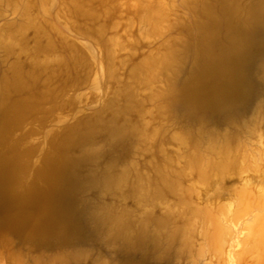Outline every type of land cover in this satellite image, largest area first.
Listing matches in <instances>:
<instances>
[{
  "label": "rangeland",
  "instance_id": "1",
  "mask_svg": "<svg viewBox=\"0 0 264 264\" xmlns=\"http://www.w3.org/2000/svg\"><path fill=\"white\" fill-rule=\"evenodd\" d=\"M258 32L264 0H0V160L48 190L1 210L0 264H264ZM71 174L85 239L57 232Z\"/></svg>",
  "mask_w": 264,
  "mask_h": 264
},
{
  "label": "bare ground",
  "instance_id": "2",
  "mask_svg": "<svg viewBox=\"0 0 264 264\" xmlns=\"http://www.w3.org/2000/svg\"><path fill=\"white\" fill-rule=\"evenodd\" d=\"M235 38H236V36H235ZM239 38H241V36ZM240 41H242V40L240 39ZM238 43L239 42H236L237 46H238ZM246 44H248L250 46H255V47H258V48L261 47V49H262L261 50L262 51L261 54L264 55V33L263 32H258L256 34L252 35L250 38L246 37L242 41V45L245 46ZM232 51H233V49H232ZM228 52H230V48H229ZM225 54H223L222 56L224 57ZM234 55H235V53H234ZM222 56H220V57H222ZM219 61L220 60L213 61V59H211L210 63H208V65L202 67L200 70L198 69L199 71H196V77H199V76H202V77L210 76V77L213 78L212 80H215V79L221 77L222 80H226V81L228 80L229 81V79L231 77L237 76V74H238V65H237V63H236V65L235 64L234 65H229L225 69V68H222V65L221 66L217 65L218 64L217 62H219ZM225 61H227V60L225 59ZM246 90H247V93H248V91L251 90V86H250L249 82L247 83ZM8 168H9V164H8L7 160L2 158L0 160V212L4 208L17 206L18 209H19V212H18V215H17L16 219L21 220L22 223H23V221L25 223H27L26 221L29 220L28 213L26 212L28 207L36 206V205L38 206L39 200L43 197V195L46 194L45 192H47L48 190H45V189H43V188H41V187H39L37 185H31V186H28L27 188H25L23 190H20V191H12L8 187V186H10L9 184L12 183L10 170ZM93 180H94V178H87L86 179V178L80 177L79 175L71 174L67 178L66 183L64 185H61L60 189L61 190L63 189L62 190V194H63L62 199H63L64 209L62 211H60V212L62 213L65 222H64V228L63 229L60 230V229L56 228L57 232H58V235L60 237L69 238V237H72L71 235H73V236L75 235L76 237L78 235V237L81 238V239H85V238L88 237L87 234L85 233L84 229L80 225L79 215L74 212L73 205H74V202H75V197H77L81 193H85L87 188H88V186H89V183H91V181H93ZM70 191H74V193H73L72 196L67 197V194ZM49 201H50V199H49ZM49 208L50 209H48L49 210L48 216L43 219V222L47 223V222L50 221L49 223H51L53 225L55 222H54V219L52 218V216L55 213L52 211L51 205H50ZM32 209H34V208H32ZM11 211H12V209H11ZM10 215H12V214H10ZM15 216L16 215H14L13 217H15ZM94 217L97 218L98 220H102V218H103V216L98 211H94ZM7 220H9V219H7ZM10 220H12V219H10ZM30 220L32 221V219H30ZM41 228H43V227H40L39 229H41ZM33 229H35V227ZM33 229H30V230H33ZM52 229L53 228H51L50 230H52ZM45 232H46V229H45ZM53 233H56L55 230H54ZM40 235H41V233H40Z\"/></svg>",
  "mask_w": 264,
  "mask_h": 264
}]
</instances>
